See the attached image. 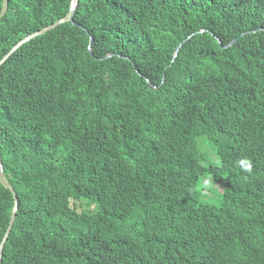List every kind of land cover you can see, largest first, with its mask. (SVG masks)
<instances>
[{"label":"trees","instance_id":"1","mask_svg":"<svg viewBox=\"0 0 264 264\" xmlns=\"http://www.w3.org/2000/svg\"><path fill=\"white\" fill-rule=\"evenodd\" d=\"M69 1L9 0L0 61ZM72 20L0 66V264H264V0Z\"/></svg>","mask_w":264,"mask_h":264},{"label":"water","instance_id":"2","mask_svg":"<svg viewBox=\"0 0 264 264\" xmlns=\"http://www.w3.org/2000/svg\"><path fill=\"white\" fill-rule=\"evenodd\" d=\"M7 5H9V0H2V7H1V10H0V21L2 20L3 16L6 13ZM76 5H77V0H70L69 1L68 10H67L66 14L63 17L57 19L55 22H53V23H51V24H49L47 26H44L40 30H37V31L25 36L23 39L18 41L13 46V48L9 51V53H6V55L0 61V66L2 64H5L7 59H9L20 48V46H22L26 42L30 41L32 38H34L36 36H39V35H42V34L48 32L50 30H53L56 27H58L59 25L65 23V22H70V23H72L74 25H79L77 23H74L73 20H72V16H73V13H74V11L76 9ZM236 39L237 38L233 39L228 45L223 46V48H226V46L232 45ZM186 40H187V38L182 40L180 42V44L177 46V49H175V52H174V57L177 56L179 50L181 49V46L183 45V43ZM88 50H89V52H91V49L89 48V46H88ZM0 184L7 191H10L11 194L13 195V198H14V205H13V208H12V211H11V214H10L9 224H7V227L4 230L3 235H2V237L0 239V260H1V254H2V249H3L4 243H5L6 239H7V236H9V234H10L11 228L13 227L14 221L16 219L17 210H18V199H17L16 193H15L12 185L10 184L9 181H7V179L5 178V176L3 174L1 159H0Z\"/></svg>","mask_w":264,"mask_h":264},{"label":"clouds","instance_id":"3","mask_svg":"<svg viewBox=\"0 0 264 264\" xmlns=\"http://www.w3.org/2000/svg\"><path fill=\"white\" fill-rule=\"evenodd\" d=\"M240 166L245 170V171H250L251 170V162L247 159H242L239 161ZM212 178L209 177L206 181V185H210L212 183Z\"/></svg>","mask_w":264,"mask_h":264}]
</instances>
